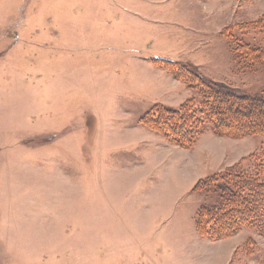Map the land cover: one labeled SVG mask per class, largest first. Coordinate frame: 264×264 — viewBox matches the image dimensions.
I'll return each instance as SVG.
<instances>
[{
    "label": "rangeland",
    "instance_id": "obj_1",
    "mask_svg": "<svg viewBox=\"0 0 264 264\" xmlns=\"http://www.w3.org/2000/svg\"><path fill=\"white\" fill-rule=\"evenodd\" d=\"M263 15L264 0H0V264H206L225 239L232 264H264L257 230H197L215 196L193 190L264 165V134L184 148L140 122L202 101L159 59L264 95V61L231 49L264 50Z\"/></svg>",
    "mask_w": 264,
    "mask_h": 264
},
{
    "label": "trees",
    "instance_id": "obj_2",
    "mask_svg": "<svg viewBox=\"0 0 264 264\" xmlns=\"http://www.w3.org/2000/svg\"><path fill=\"white\" fill-rule=\"evenodd\" d=\"M260 18H264L260 16ZM255 20L259 27L261 19ZM236 60L264 61V50L251 48L246 42L232 41ZM166 63L176 78L198 87L201 103L193 109L157 106L140 118L141 124L161 134L168 142L191 147L199 134L209 130L216 135L242 136L264 134V95L237 94L189 68L186 72L174 61ZM264 160V153L259 154ZM264 165L248 172L233 171L198 179L193 190L204 188L214 196L213 203L201 205L195 214L199 232L209 239L229 237L242 228H253L264 235Z\"/></svg>",
    "mask_w": 264,
    "mask_h": 264
},
{
    "label": "crops",
    "instance_id": "obj_3",
    "mask_svg": "<svg viewBox=\"0 0 264 264\" xmlns=\"http://www.w3.org/2000/svg\"><path fill=\"white\" fill-rule=\"evenodd\" d=\"M234 237H235V235H234ZM229 238H231V237H229ZM227 240L228 239H225L224 243L222 241L220 243H217V244H219L218 246L221 247L220 251L216 248V250H218V251H214V253H212V255H209L208 258L206 257V262H207L206 264H232V262H231L232 259L227 258V256H229L230 251H231V246H230V244H228Z\"/></svg>",
    "mask_w": 264,
    "mask_h": 264
}]
</instances>
